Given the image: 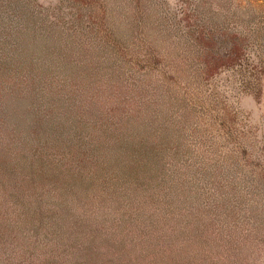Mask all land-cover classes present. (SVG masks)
<instances>
[{"label":"rangeland","instance_id":"obj_1","mask_svg":"<svg viewBox=\"0 0 264 264\" xmlns=\"http://www.w3.org/2000/svg\"><path fill=\"white\" fill-rule=\"evenodd\" d=\"M29 7L0 21L14 78L0 80V264H76L96 246L113 264H264V0ZM76 130L117 191L23 187L81 156L44 154Z\"/></svg>","mask_w":264,"mask_h":264},{"label":"trees","instance_id":"obj_2","mask_svg":"<svg viewBox=\"0 0 264 264\" xmlns=\"http://www.w3.org/2000/svg\"><path fill=\"white\" fill-rule=\"evenodd\" d=\"M32 0H0V21H10V20H17L20 18H24L27 16V11L31 10L29 5ZM10 54V53H9ZM13 58L15 55L12 54ZM18 61V60H16ZM13 62L10 64L9 71L12 68H15L17 62ZM16 63V64H15ZM5 75L0 76L1 82H4L5 85L8 82L9 78H12L7 73L4 67H1L0 73ZM14 81V78H12ZM0 82V92H5L2 88V83ZM16 85H19V82H15ZM18 88H12L15 94L21 95L22 90ZM5 124V118H0V127ZM73 126V123H70ZM74 132L73 130L65 131L64 129L61 132L50 131L51 134L57 133L60 136L68 133ZM78 131H75V137L73 138H62L58 137L57 140L63 141V144H56L59 147L54 148H46L45 153L47 154L50 152L52 155L59 154L61 152H67V150H77L81 156H77L74 161L70 162L65 172L61 173V177L55 178L58 176V172L55 174H49V172L39 171L41 166L35 167L37 171L33 172L30 171V174H21L20 178L23 183V187H29L33 182L34 178L37 176H41V181L45 184L49 182V184L43 186V189L49 190L50 192H58V194H62L65 196H76L77 199H81L82 196L88 195L91 193H98L103 194V196L112 195L117 191L118 187L113 188L112 179L109 177L108 172H106L105 166L103 167H96L95 159L87 152L86 147H82L83 143H79L77 141L76 134ZM67 137V136H66ZM42 148L38 145L34 146L31 152L39 153L41 152ZM56 151V152H54ZM24 153V152H21ZM7 164L5 165L4 172H7ZM39 171V172H38ZM55 175V176H54ZM4 179V178H3ZM11 179V177L9 178ZM5 180V179H4ZM102 184V186L100 185ZM15 187H20L17 184H14ZM87 251H93L91 254L87 255L88 260H81L79 263L76 264H101L100 262L103 261L105 264H113L114 259L109 258L110 256H114L115 253L112 252L111 249L102 248L101 246H96L91 249H87ZM58 252L61 254L60 250ZM85 252V251H83Z\"/></svg>","mask_w":264,"mask_h":264}]
</instances>
